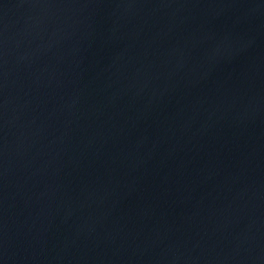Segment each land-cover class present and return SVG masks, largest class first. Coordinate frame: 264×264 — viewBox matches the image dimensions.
I'll return each mask as SVG.
<instances>
[{
	"label": "water",
	"instance_id": "95a60500",
	"mask_svg": "<svg viewBox=\"0 0 264 264\" xmlns=\"http://www.w3.org/2000/svg\"><path fill=\"white\" fill-rule=\"evenodd\" d=\"M0 264H264V0H0Z\"/></svg>",
	"mask_w": 264,
	"mask_h": 264
}]
</instances>
